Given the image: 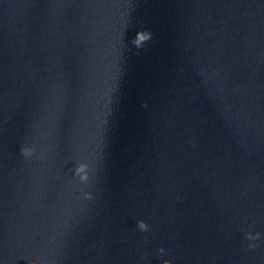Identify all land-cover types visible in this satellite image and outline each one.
<instances>
[{"label":"water","instance_id":"obj_1","mask_svg":"<svg viewBox=\"0 0 264 264\" xmlns=\"http://www.w3.org/2000/svg\"><path fill=\"white\" fill-rule=\"evenodd\" d=\"M0 264H264V0H0Z\"/></svg>","mask_w":264,"mask_h":264},{"label":"clouds","instance_id":"obj_2","mask_svg":"<svg viewBox=\"0 0 264 264\" xmlns=\"http://www.w3.org/2000/svg\"><path fill=\"white\" fill-rule=\"evenodd\" d=\"M140 227H141V228H143V227H144V225H143V223H142V222L140 223Z\"/></svg>","mask_w":264,"mask_h":264}]
</instances>
